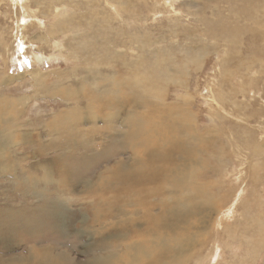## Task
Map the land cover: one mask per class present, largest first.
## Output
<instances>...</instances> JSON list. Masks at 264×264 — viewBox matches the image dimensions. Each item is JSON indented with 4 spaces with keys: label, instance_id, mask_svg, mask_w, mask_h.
I'll list each match as a JSON object with an SVG mask.
<instances>
[{
    "label": "rangeland",
    "instance_id": "374dc122",
    "mask_svg": "<svg viewBox=\"0 0 264 264\" xmlns=\"http://www.w3.org/2000/svg\"><path fill=\"white\" fill-rule=\"evenodd\" d=\"M104 20L108 22L104 23ZM141 57L145 60L143 65L147 62L150 63L149 67L152 62L161 64V68L172 62L175 71L180 73L181 70L173 81L166 84L168 88L163 95L168 101L160 100L163 97L159 88L165 86L162 76L154 87L151 100L155 104L172 103L188 110V114L173 111L172 115L175 120L195 123L199 129L206 130V140L214 144L208 148L211 146L213 150L220 146L218 150L215 149V156L208 149V153L206 150L203 154L199 152L203 156H199L203 159L201 163L206 166L209 163L217 164L214 159L220 153L224 160L221 162V176H213L207 183L204 181L205 184L212 181L214 185L211 190L213 194L210 191L207 195L209 198L206 197L208 200L205 198L207 214L211 216L209 219L204 215L196 218H200L197 220L199 222L196 221V225L199 223L198 231L200 234L202 232L200 236H208L209 243L205 242L207 247L203 255L207 257V263L211 259L210 263L213 264H264V243L259 245L257 242L262 238L264 240L263 234H259L264 231L247 212L243 213L252 205L256 206L252 210L264 212V0H0V116L11 117V121L6 123V132L13 127L16 128L15 133L18 129L24 134L28 133L25 143L21 138L23 143L19 145L11 129L13 145L0 146V154L7 155V160H2L0 155V212L2 215H7L5 210L9 214L22 213L21 197L24 199L26 195L20 192L16 183L24 182L21 181L22 175L32 177L38 172L40 174V166L43 168V164L49 162L56 169V156L60 155L58 150L44 146L59 138L55 132L58 126L74 127L79 122L82 130L78 139L84 135L85 138L106 144L104 139L97 140V136L102 131L104 133L105 124L97 123L96 135L91 130L93 126L86 120L88 112H98L95 96L88 95V109L84 105L85 100L80 101L75 91L81 90L85 95L93 93L97 97L104 95L106 83H102V78L95 82L89 69L91 64L106 65L105 62L110 61L117 63L111 70L123 74L117 79L124 77L126 80L122 88V97L126 99V93L132 92V86L136 87V82L144 81L143 72L147 67L144 66L146 68L143 70ZM80 68L85 70L84 77L79 72ZM106 68L110 69L108 65ZM98 82L101 84L94 87ZM67 89H72L74 93L67 96ZM107 97L105 99H113L111 94ZM20 99L24 101V106H19ZM80 103L84 107L77 106ZM103 103L107 104L105 101ZM109 107L112 108L111 105ZM109 112L113 113L114 110ZM130 112L134 122L141 116V112L135 113L129 109L126 118ZM180 114V117L175 116ZM119 121L117 123L120 124ZM115 125L112 124V129ZM119 134L122 138L116 136V141L106 144L104 152L99 150L97 154L89 156L82 147L83 155L68 159L67 175L70 177L64 191L51 184L38 185V190L45 188L46 193H52L51 196L64 194L61 197L64 205L59 209L61 220H46L48 216H54L40 209L41 219L34 225L38 226L36 230L30 224L31 216H23V224L16 223L19 225L17 227L13 220L2 218L0 214V264L25 262L35 247L46 246L55 249L56 253H66L71 259L70 264L88 261L85 252L99 253L93 249L96 240L90 241L88 232L92 230V233H98L103 228L94 226L93 221L98 213L94 208L97 193L100 191L106 195L109 190H100L103 183H98L94 177L102 173L105 175L104 168L110 166L105 161L113 155L118 156L125 148L124 134L121 131ZM107 148L111 152H107ZM85 154L88 157L86 160ZM120 156L113 158L111 163ZM17 162V170L9 173L7 164ZM254 164H258V171L254 169L252 172L250 168ZM202 170V175L209 171L206 167ZM255 176L260 178L258 182ZM68 186L70 192L67 191ZM240 188L248 192L233 205L230 200H234ZM16 191L20 194L13 195L12 192ZM218 191L222 194L229 192L231 199L226 200L224 205L220 204L222 201L218 203ZM211 196L215 197L212 199ZM27 200L31 201V206L40 203V199ZM240 204L246 207L241 210ZM23 205L26 207V204ZM219 208L220 213L227 211V214L228 210L236 208L233 210L235 218L226 220L219 217L218 221ZM260 215L256 222L263 220L264 216L260 219ZM203 220L208 221L202 223ZM226 230L236 235V239L232 240L234 247L225 248L222 241L217 249L209 247L213 244L212 240L224 238ZM186 254L187 257L191 255Z\"/></svg>",
    "mask_w": 264,
    "mask_h": 264
},
{
    "label": "bare ground",
    "instance_id": "6f19581e",
    "mask_svg": "<svg viewBox=\"0 0 264 264\" xmlns=\"http://www.w3.org/2000/svg\"><path fill=\"white\" fill-rule=\"evenodd\" d=\"M105 22L108 21L104 20V23ZM144 37L145 36H142V38ZM80 59L81 58H79V60ZM143 59L144 58L141 57V62L138 60L137 61L142 64L143 68L144 66L147 67V70L143 72L144 81L139 84H137L138 82H136V87L132 86V92H129L130 94L126 93V99H124L125 97H122V88H124L123 86L126 85V80L124 79V77L122 79H117V76L122 77L123 74L121 72L119 74L111 70V67L117 65V63H111L110 61H106V65H102L101 63L95 64L94 62H92L94 64H91V68L89 69V73L92 75L93 79H95V82H97L96 80L98 78H100L99 80H101L102 78V83H106V85L104 86L106 93L104 95L97 97V95L93 93H88L87 95H85L81 90L77 89L75 91V93L80 97V101L81 99L85 100V106L86 103L89 102L88 95L95 96L96 105H99V108H97L98 112L95 114L88 112V117L86 118V120L90 122L91 126H93L91 130L96 135L97 123L102 122L105 124L106 127H104L105 129H103L105 131L104 133L102 131L99 136H97V140L104 139L106 141V144H108L110 141H116V136H120V138H122V135L119 134L121 131V133L124 134L123 139L125 138L126 141L125 148L121 152H119L118 156L113 155L110 157V160L105 161V164H110L109 167L104 168V172L106 174L104 175L102 173L94 177V179L98 180V183H103V186H100V190H102L103 188L109 190L106 195L101 194L100 191L97 193L98 199L94 208L98 211L94 218L95 220L93 221L95 222L94 226H102L103 228L99 229L97 231L98 233H92V230L88 232L90 236L89 240H96L93 249L99 253L96 255V253L93 254V252H85L84 254L87 258H89L88 261L77 264H98V262H100L99 264H213L210 263L211 256H209L208 258L210 259L209 263H207V257L203 256L204 250L207 247L205 246V242L207 241L208 236H200L202 232L200 234V231H198L197 229V225L199 223H197L196 225V221L200 218H196H198V215L200 217L204 215L207 219H209L211 216L207 214L208 209L206 206L207 204L205 203V198L210 194V191L214 189V185L212 181L211 183L209 181L210 184H205V182L207 183V181L211 180L213 176H221V171L223 172L222 163L224 160L221 159L220 153L219 155L217 154L218 156L214 159L217 164L212 165L211 163H209L208 166L202 164L201 161L203 162V156L200 155V153L203 154L204 150H206V153L210 151V153L215 156L216 148L213 150L211 146L210 148H208L210 144H214L206 140L205 135L207 131L203 128L199 129L198 127H196L195 123L189 124L185 121L175 120L172 115L173 111H180L183 114H188V110H185L180 105H175L172 103L160 105L159 103L155 104L151 100V98L154 97V87L156 86L157 81L161 76V80H163L165 86L159 88V92L163 97L162 99L160 98V100H166V96L163 95L168 88L166 84L173 81L181 73V70L180 73L179 71H175L174 64L172 62L167 63L168 66H164L163 68H161V64L152 62V65H150L149 67L148 64L150 63L147 64V62H144L146 65H143V61H145ZM156 61H159V59H157ZM107 65L110 69L106 68ZM145 68L143 70H145ZM102 71H111V73L102 74ZM79 72H81V75L83 76L85 70L80 68ZM71 74L73 75L74 72H72ZM85 79L88 80V77L85 76ZM97 84H99V82L95 83L93 86L96 87ZM114 86L117 87L113 89ZM101 87L102 85L100 86V88ZM85 88L87 87L85 86ZM92 90H94V88ZM73 93L74 92L72 89H67V96H70ZM110 94L113 96V99H105L108 98L107 96ZM127 98L131 100H127ZM103 101L107 102V104L103 103ZM138 101L141 102L139 103ZM18 102H21L19 103V106L25 105L22 99H20ZM13 105L14 104H12V107ZM79 105L84 107V105H81V103L77 106ZM88 105L89 104H87L86 106L87 108ZM110 105L112 106V108L109 107ZM129 109L135 113L141 112V118L139 117L134 122V118H132L133 114L131 112L126 118L125 115L126 112L129 111ZM109 110H114V112L110 113ZM181 115L182 114L175 116L180 117ZM118 120H121L119 121L120 124L117 123ZM8 121H11L10 116L3 115L0 118V146L10 147L11 145H13V142H11L12 135L10 134V131L12 130L14 131L16 144L22 145L23 142L21 138H23V141L25 143L26 138L28 137V133L24 134L20 131V129H18L17 133H15L16 128L13 129V127L9 128V132H6V123ZM67 121L69 122L68 119ZM113 122L116 125L114 126L115 128L112 129L111 126L112 124H114ZM80 126L81 124L78 122V124L74 127H66L61 125L56 128L55 132L58 134L59 138H57L54 142L49 141V145L44 146L47 149L54 148L55 150H58L60 155L56 156V169L55 165L49 162L43 164V168L42 166H40V174H38L39 172L36 173L38 175L34 174L32 177L22 175L23 180L21 181L24 182H16L19 185L20 192H23L22 194L26 195L24 199L21 197L20 205L22 213L18 214V212H12L9 214V211L5 210L7 215H2V212H0V214L2 215L0 216L2 218L13 220L15 222V225L18 227L19 225L16 223L23 224V216H31L32 220L30 221V224L33 226V229L36 230L38 229V226L34 225H37V221H39L38 219L40 218V209H45L50 216H54V218L48 216L46 220H61V211L59 209L62 205H64L62 201L63 199L61 200V197L63 198L64 194L56 193L55 195L53 194L54 196H51L52 193H46L45 188H41L40 190H38V185L51 184V186H59L61 192L64 191V186H66L65 184H67L70 177V175H67L69 174V172H67L68 159L70 157L76 158V155H83L82 147L85 149V153L89 154V156H93L94 153L97 154L99 150H101L100 152H102V150L104 152V149L106 147V144L102 143L101 141L99 143L94 140H90L89 138H85L84 135H80L81 139H78L79 133L82 130ZM116 126L120 127L122 130H120ZM18 128H20V126H18ZM62 139L65 140L61 141ZM18 150L16 152H18ZM107 152H111L110 149ZM12 153H14V151ZM256 153L257 152H255L254 154ZM87 154H85L84 156L85 160L88 158ZM0 155L2 160H7L6 153L5 155L4 153H1ZM15 156L17 155L15 154ZM119 156L120 159L114 160L111 163V160L113 158ZM199 156H202L201 159L199 158ZM17 165L18 162L9 165L7 164L6 170L9 173L14 172L17 170ZM257 166L258 164L252 165L250 168L251 171L254 172V169L258 171V169L256 168ZM204 167L208 168L209 171H206V173L202 175L200 172H203V170L201 171V169ZM36 170L39 169L36 168ZM100 172H102V170ZM240 178L241 176L238 178V181ZM258 178V176L257 178L255 176L256 182H258ZM243 184H245V182ZM86 186H88V184H86ZM17 191L12 192V194H20L18 193L19 191ZM67 191H71V188L69 186L67 187ZM247 192L248 190L240 188L235 194L234 200H230L232 194L229 197V192L222 194L218 191V195L216 196V198H218V203L222 201L220 204L224 205L226 203V200H230L234 205L242 198L241 195L247 194ZM211 194H213V192ZM76 197L79 196L77 195ZM28 198H31L32 201H39L38 199H40V203L37 202L35 206H31L29 204L31 201H28ZM207 198L206 200H208ZM209 201L211 202V199H209ZM23 204H26V207ZM248 205L249 204H247V206ZM262 206L264 207V205ZM243 207L246 206L240 204L241 210L243 209ZM251 207L252 208L249 207V209H244L243 213L247 212L248 216L250 218H253V222L259 225L262 231H264V218L263 220L257 219L258 221L256 222V218L258 217V215L261 214V219V216H264V212L260 211L259 209L252 210L253 208H256L255 205H252ZM235 209L236 208L228 210L229 213L227 214V211H222L220 213L219 208L218 212L220 214L216 219H218V221L219 217L226 220H230L231 218L234 219L235 217L233 215V210L235 211ZM243 213L240 214L242 219L244 216ZM206 218L204 220H206ZM192 220H195V222H193ZM204 220L202 221V223H206L208 221ZM246 221L244 222L246 223ZM213 222L209 223L212 224ZM223 224L224 223H222V225ZM58 227H60V225ZM212 229L214 228L212 227ZM62 232L63 231H61V233ZM257 233L258 232H256L255 234ZM259 234H263L262 236L264 237V233L259 232ZM94 236L96 238H94ZM235 236L236 235H234V233H229L226 230L224 238L212 240L211 242L213 244L209 247H212V249H217L220 245V241H222L224 247L229 248L233 246L232 240L236 239ZM262 240H257L259 245L264 243V240ZM257 247L259 248V246ZM197 249L199 250L198 252H196ZM200 249L202 252H200ZM32 250L33 252L29 257V260H25V262H17H21L20 264H70L71 262L70 257L66 253H60L58 251V253H56L55 249L46 248V246L39 247V249H36L35 247ZM186 253H190L191 255L187 257L188 255ZM222 255L223 254L221 252V256ZM0 263L2 262L0 261Z\"/></svg>",
    "mask_w": 264,
    "mask_h": 264
}]
</instances>
